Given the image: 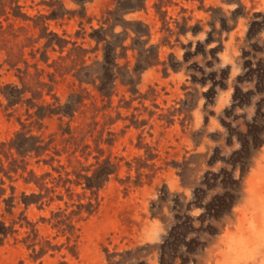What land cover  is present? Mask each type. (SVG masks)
I'll use <instances>...</instances> for the list:
<instances>
[{
	"label": "rangeland",
	"instance_id": "374dc122",
	"mask_svg": "<svg viewBox=\"0 0 264 264\" xmlns=\"http://www.w3.org/2000/svg\"><path fill=\"white\" fill-rule=\"evenodd\" d=\"M256 112L264 0H0V264H264Z\"/></svg>",
	"mask_w": 264,
	"mask_h": 264
},
{
	"label": "trees",
	"instance_id": "16d2710c",
	"mask_svg": "<svg viewBox=\"0 0 264 264\" xmlns=\"http://www.w3.org/2000/svg\"><path fill=\"white\" fill-rule=\"evenodd\" d=\"M111 58H114V55H112ZM258 120H261V124L264 125V113L259 114L258 112H256V114L252 116L251 122L253 123V125L255 127H257L256 125H259ZM259 130L264 135V129L262 127H260ZM259 130L255 131L256 135L260 134ZM263 135H262V137H261V135L259 136L261 139H259V142L255 143V144L259 145L260 143H262L264 141ZM246 138H247L248 144L252 142L251 141V139H252L251 135H248ZM257 145H255V147ZM252 146L253 145L248 146L249 152L253 150ZM241 161H242L241 157L238 156L237 160L234 162V166H237L240 168L241 165L239 163H241ZM237 164H239V165H237ZM231 169L233 170L232 167L230 168V170ZM230 170H226V171L230 172V175H231L232 170L231 171ZM241 173H242V170H241ZM241 173L239 175V180H237V183H239V181H240V178L242 176ZM237 187L238 186H233L230 190L231 193L233 192L235 194ZM164 200L157 199V201H158L157 205H159V207H162ZM170 200L171 201L167 204V206L169 207V209H172V202L174 203V199H170ZM230 202L232 203L233 199H230ZM179 203H181V202H179ZM226 203L228 206L229 205L228 199H218V200H214L213 202H211V204H212L211 209L207 208V206L205 205L204 211L206 209V212H208V214L205 215V218L209 221V216L212 217L211 220H213V218H218L219 215L222 216L224 214V212H226V209H227V207H225ZM173 207L177 211L176 214L181 213V215H184L186 210L190 209L191 205H190V202L187 201L185 203H181L179 207H177L176 205H173ZM220 208H223L221 213L218 216L213 217L214 213L220 212L219 211ZM229 209H230V207H229ZM182 222H184V221H182ZM184 224L185 223L181 224V222L179 223L178 220H175L173 223H171V225L168 226V230L166 231V233H164V235H162L161 241L158 242L157 245L155 246L157 248V254H156L157 262H156V264H163V263H165V264H195L196 259L193 256H191L193 254V252L185 251V244H183V242H187L189 238L193 239L192 238L193 236L188 237V236H191V235H189V234H191V233H189L190 229H189V227H186V226L183 227ZM177 238H180L181 244L177 245L178 247L176 246V248H173L176 244ZM167 242H169V243L173 242V243L170 245ZM167 246L169 247L168 256H166V252H167L166 247ZM143 252L144 253H137V254L136 253H125L124 255H121L120 259L113 262V264H147L145 261H146V256L148 255V252H145V251H143ZM165 258H168L167 262L162 261V259H165Z\"/></svg>",
	"mask_w": 264,
	"mask_h": 264
}]
</instances>
